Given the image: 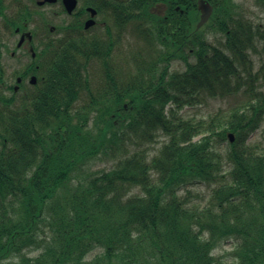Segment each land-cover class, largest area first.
Returning <instances> with one entry per match:
<instances>
[{"label":"trees","instance_id":"1","mask_svg":"<svg viewBox=\"0 0 264 264\" xmlns=\"http://www.w3.org/2000/svg\"><path fill=\"white\" fill-rule=\"evenodd\" d=\"M170 1L167 19L139 15L154 24L138 30L149 51L132 54L121 80L107 73L104 88L108 65L87 54L61 63L32 108L0 95V264H264V150L250 142L264 94L251 89L229 114L181 113L244 75L264 85V24L235 0H206L214 11L198 29L196 0ZM197 185L206 195L194 201ZM230 241L224 261L215 254Z\"/></svg>","mask_w":264,"mask_h":264},{"label":"flooded vegetation","instance_id":"2","mask_svg":"<svg viewBox=\"0 0 264 264\" xmlns=\"http://www.w3.org/2000/svg\"><path fill=\"white\" fill-rule=\"evenodd\" d=\"M76 1V9L72 14H68L64 0H55L52 5L58 8L54 11V17L66 16L68 21L65 25L53 26V29L50 24H41L37 33L29 29L34 15L31 11L27 12L26 6L22 7L24 10L11 11L13 21L21 23L13 30L15 36H18L16 47L19 55L12 52V58L19 61L14 66H3L0 63V92L9 95L6 98L8 102L18 104L24 110L32 108L33 98L46 90L59 72L61 63L65 61L70 63L73 58L79 61L87 60V54H99L104 63H107L108 66L103 68V74L100 75L104 88L107 73L111 79L121 80L124 43L135 40V32L139 28L151 31L154 29L153 23L150 26L140 24L139 15H157L167 19L171 12L170 0ZM182 1V6L185 7V0ZM5 2L6 0H0V6H6ZM10 3L11 0H8V4ZM177 7L178 5L174 7L175 11ZM88 22L90 25L87 27ZM7 29L5 15L0 14V47L7 45L2 37V33ZM29 30L32 39L26 35ZM50 35L53 37L50 38ZM23 36H26L24 40ZM77 47L85 48V54L77 53L76 56L73 49ZM20 52L25 55H20ZM6 70L12 71L9 77L2 76Z\"/></svg>","mask_w":264,"mask_h":264},{"label":"rangeland","instance_id":"3","mask_svg":"<svg viewBox=\"0 0 264 264\" xmlns=\"http://www.w3.org/2000/svg\"><path fill=\"white\" fill-rule=\"evenodd\" d=\"M236 4L239 5L240 10L238 11L239 14L243 15L244 18L248 19L254 25L258 24H264V10L260 9L257 5V0H235ZM8 6V0L5 2ZM28 5V9L33 13V18L30 21V30H33L35 33H37L38 27L42 22V19L45 17H48L50 15L51 11L56 10L58 7H46V9L39 10L36 5L26 2ZM11 9V8H10ZM176 9H180L178 6ZM36 13H34V12ZM181 14L184 12L183 10H180ZM198 12V20L196 23V26H198V23L200 21V14L202 12L197 9ZM39 17V19L37 18ZM55 18V17H53ZM51 18L50 22L52 26H59L64 25L68 18L66 16H61L59 18L53 19ZM49 21V20H48ZM206 33L207 39L210 43L217 45L219 42L223 41L222 36L219 33H214L213 31H209V28L204 29ZM50 37H53L50 36ZM3 39L5 40V43H7V47L0 48V63L1 65L6 66H14L19 60L16 58H12V52H16V55L18 56L16 51V41L18 39V36H13L11 34H4ZM134 41L126 42L123 46V53L122 58H124L125 55H127L129 52L135 50V49H144L149 51V47H144L145 45H142L140 41L138 43H134ZM150 49H152L150 47ZM20 55H24L22 52H20ZM255 65L253 67L254 75L257 74L260 71L261 68V62L260 59H257L255 55ZM172 69L173 71H178L179 68L182 66L179 64V62H173ZM183 69V68H182ZM10 72L12 71H5L2 76H8L10 75ZM252 76L254 78L255 76ZM243 78L245 79L241 83H237L236 81L231 82L227 88H219L216 89L214 92H205L200 96V99L196 105L190 108H185L181 113L188 119H201V118H208L210 115L214 114H229L233 112L234 110L241 109L246 104L248 100H250V90L253 89L254 93H262L264 94V85L263 82L260 81H252L250 77L244 75ZM96 83V82H95ZM94 84V82L92 83ZM94 86V85H93ZM8 96V95H6ZM166 141L165 135L162 133H158L157 138L155 142L151 145H148V150L151 151L152 154H155L158 152L159 148L163 145V143ZM251 143L254 145H259V148L264 150V121L259 128V130L253 135V137L250 140ZM109 167V164H106L104 162H98L95 166L96 170H100L103 168ZM191 192L194 197V201H197V195L201 197H205L206 190L199 185L192 187ZM232 242H227L223 248L216 251V256L223 257L224 261L231 260V257L229 256V253L232 251Z\"/></svg>","mask_w":264,"mask_h":264},{"label":"water","instance_id":"4","mask_svg":"<svg viewBox=\"0 0 264 264\" xmlns=\"http://www.w3.org/2000/svg\"><path fill=\"white\" fill-rule=\"evenodd\" d=\"M50 2H54L55 0H46ZM66 4L68 6L69 11L73 10L75 6L74 0H66ZM198 8L202 12L200 21L198 23V28L202 27L211 17L212 15V7L206 4L203 0L198 1ZM232 140V138H231Z\"/></svg>","mask_w":264,"mask_h":264}]
</instances>
